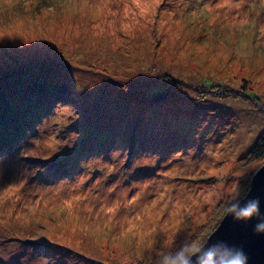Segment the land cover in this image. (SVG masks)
I'll return each mask as SVG.
<instances>
[{"label": "rangeland", "instance_id": "374dc122", "mask_svg": "<svg viewBox=\"0 0 264 264\" xmlns=\"http://www.w3.org/2000/svg\"><path fill=\"white\" fill-rule=\"evenodd\" d=\"M0 110V264H152L264 165V0H0Z\"/></svg>", "mask_w": 264, "mask_h": 264}, {"label": "clouds", "instance_id": "9594fccd", "mask_svg": "<svg viewBox=\"0 0 264 264\" xmlns=\"http://www.w3.org/2000/svg\"><path fill=\"white\" fill-rule=\"evenodd\" d=\"M215 196L217 200H224L220 211L221 219L231 216L236 222H247L255 217L257 223L253 231L257 234L264 233V214L260 210L259 198L249 199L247 192L242 194L239 187H235L228 197L222 192H217ZM209 239L210 237L186 238L175 247L156 252L152 264H248V256L242 247L230 246L224 241L209 243Z\"/></svg>", "mask_w": 264, "mask_h": 264}, {"label": "water", "instance_id": "95a60500", "mask_svg": "<svg viewBox=\"0 0 264 264\" xmlns=\"http://www.w3.org/2000/svg\"><path fill=\"white\" fill-rule=\"evenodd\" d=\"M253 176L247 197L259 198L260 210L264 214V165ZM256 223L255 217L247 222H236L227 216L209 236V243L224 241L230 246L242 247L248 256V264H264V233L253 231Z\"/></svg>", "mask_w": 264, "mask_h": 264}, {"label": "trees", "instance_id": "16d2710c", "mask_svg": "<svg viewBox=\"0 0 264 264\" xmlns=\"http://www.w3.org/2000/svg\"><path fill=\"white\" fill-rule=\"evenodd\" d=\"M32 84L35 85L36 83L32 82ZM49 84L42 86L43 90L46 92H49V94H51L53 98H60V96L63 93L62 88L60 86H58L57 84H53V85H49ZM0 112H1V115H0V118H1V116L3 115V112H2V110H0ZM261 142H264V139H261V141L257 142L254 145V148H253L252 154H251L254 158L255 157L258 158L259 156H261L264 153V145Z\"/></svg>", "mask_w": 264, "mask_h": 264}]
</instances>
